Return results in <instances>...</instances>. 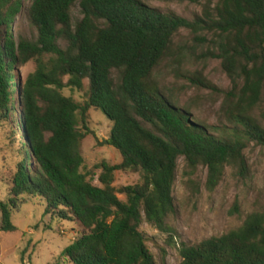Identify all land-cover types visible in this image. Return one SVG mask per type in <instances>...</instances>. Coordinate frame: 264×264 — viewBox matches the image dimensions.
Returning a JSON list of instances; mask_svg holds the SVG:
<instances>
[{"label":"trees","instance_id":"1","mask_svg":"<svg viewBox=\"0 0 264 264\" xmlns=\"http://www.w3.org/2000/svg\"><path fill=\"white\" fill-rule=\"evenodd\" d=\"M27 1L35 42L12 35ZM75 7L82 15L77 22ZM182 30L201 42L212 35L209 54L232 84L226 93L231 127L204 125L154 81ZM31 60L36 70L20 87L16 69ZM68 89L84 93V105L67 97ZM13 98L23 131L20 160L4 177L9 198L0 203V230L16 232L15 210L35 204L53 219L79 225L64 253L71 264H156L140 229L147 223L176 246L166 220L175 213L179 159L185 174L207 168L213 191L226 168L247 173L251 143L264 146V0H206L192 21L143 0H0V125L12 127ZM90 111L111 121L108 145L120 153V164L86 166L81 126ZM10 136L17 142L14 129ZM117 172L139 174L140 183L116 188ZM97 176L101 186L93 184ZM178 253L181 264H264V213L248 215L221 236L181 243Z\"/></svg>","mask_w":264,"mask_h":264},{"label":"rangeland","instance_id":"2","mask_svg":"<svg viewBox=\"0 0 264 264\" xmlns=\"http://www.w3.org/2000/svg\"><path fill=\"white\" fill-rule=\"evenodd\" d=\"M151 8L162 12H173L188 20H195L203 14L206 0H143ZM25 10L12 22L13 38L20 37L30 41L37 40V32L27 20ZM74 22L81 19V11L75 7L72 11ZM212 35L205 36L201 42L188 31H180L173 40L168 55L154 71V81L162 93L178 107L186 109L204 125L220 129L231 127L226 101V93L232 84L221 67V61L212 57ZM64 47V44L61 43ZM36 70L31 60L18 66L16 76L19 86L23 87L29 75ZM192 79H200L207 86L194 85ZM88 82H85L86 88ZM67 97L84 105V93L65 90ZM13 104L12 127L0 125V203H7L9 194L5 175L19 162V148L22 140V125L18 99ZM256 110L254 115L258 116ZM82 131L86 137L82 141L81 153L86 166L93 168L102 162L118 165L122 158L112 146L100 143L110 139L111 121L100 111L88 113L87 126ZM17 133V142L12 141L10 133ZM87 129V131H86ZM11 139V140H10ZM24 140V139H23ZM248 171L240 175L231 167L226 168L218 186L209 191L207 187L209 171L198 167L194 172H186L185 161L179 159L176 181L173 187L175 213L166 222L175 231V245H170L168 236L161 235L156 229L143 223L141 231L146 234L148 246L156 264H181L178 248L181 243L198 244L211 237H218L239 228L245 218L253 213H264V146L251 143L245 151ZM97 175L100 170H96ZM140 183V175L117 172L116 188ZM95 186H101L98 176L93 180ZM124 200L123 196H119ZM12 216V224L17 228L14 233L0 230V264H71L65 257V250L74 243L81 229L78 224L53 219L45 214L43 207L33 205L19 206ZM1 217V213H0Z\"/></svg>","mask_w":264,"mask_h":264},{"label":"water","instance_id":"3","mask_svg":"<svg viewBox=\"0 0 264 264\" xmlns=\"http://www.w3.org/2000/svg\"><path fill=\"white\" fill-rule=\"evenodd\" d=\"M107 143H108V141L105 140L104 142L100 143V145L103 146V145H105Z\"/></svg>","mask_w":264,"mask_h":264}]
</instances>
